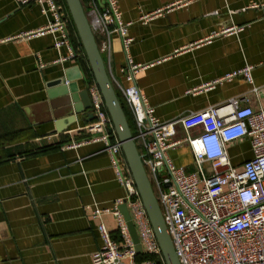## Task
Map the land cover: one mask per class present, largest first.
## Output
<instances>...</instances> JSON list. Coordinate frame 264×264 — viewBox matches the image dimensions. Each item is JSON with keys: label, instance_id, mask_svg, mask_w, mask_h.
Listing matches in <instances>:
<instances>
[{"label": "crops", "instance_id": "0c3cea01", "mask_svg": "<svg viewBox=\"0 0 264 264\" xmlns=\"http://www.w3.org/2000/svg\"><path fill=\"white\" fill-rule=\"evenodd\" d=\"M117 1L133 42L126 54L121 37L112 36L111 56H105L110 78L129 85L122 72L127 57L144 66L136 84L162 122L209 108L225 107L227 113L226 106L238 98L242 107L264 108V0ZM96 2L105 6V0ZM160 10L162 15L148 24L140 21ZM50 19L37 4L0 0V264H93V254L103 246L100 224L121 242L111 211L126 191L104 144L70 145L87 137L92 109L67 117L71 111L61 108L63 98L50 97L57 89L51 85L66 71L73 77L77 67L83 75L80 90L96 86L77 31L70 23L79 58L65 62L69 51L55 47L57 35L16 38ZM241 27V32L223 33ZM246 66L253 67L252 83L237 77L203 89ZM176 129L174 140H184V128ZM190 133L198 135L200 129ZM227 151L237 170L254 157L248 138L229 144ZM169 154L177 167L196 171L187 143ZM122 165L129 169L126 160ZM97 211H103L99 218Z\"/></svg>", "mask_w": 264, "mask_h": 264}, {"label": "built area", "instance_id": "2783aa9c", "mask_svg": "<svg viewBox=\"0 0 264 264\" xmlns=\"http://www.w3.org/2000/svg\"><path fill=\"white\" fill-rule=\"evenodd\" d=\"M20 6L31 3L41 7L44 15L51 17L42 28L26 32L17 39H31L45 35H57V49L65 46L69 56L61 62L76 60L68 26L70 15L64 0H16ZM85 7V6H84ZM95 30L96 40L103 56L112 53V36L121 37L126 54L133 42L128 29L131 24L122 21L117 0H105L100 8L96 0L85 7ZM172 7L167 8L170 10ZM164 10L145 14L140 18L148 24ZM223 33H238L243 27ZM144 66L133 63L127 57L122 69L128 86L113 82L125 100L134 123V140L153 191L159 202L164 222L172 239L180 264H264V108L254 111L242 107L241 99H233L222 108H209L189 114L173 122H162L136 84L137 74ZM253 67L227 74L203 86L213 89L234 78L243 77L253 82ZM194 93V92H193ZM92 112L96 119L85 127L87 137L72 141L70 145L102 142L115 171L116 179L126 191L123 201L117 203L111 213L115 217L121 242L115 241L104 224L99 225L103 246L92 256L93 264H157L163 257L148 214L136 188L130 170H125L122 145L114 129L102 95L97 86L89 90ZM177 125H181L186 137L174 140ZM200 129L198 135L191 130ZM248 138L253 158L244 163L242 170L233 167L227 146ZM187 143L193 151L196 171L187 173L177 167L170 151ZM210 166V170L206 166ZM126 203L143 247V254L155 259L138 261L135 242L128 223L119 207ZM103 211H97L99 218Z\"/></svg>", "mask_w": 264, "mask_h": 264}, {"label": "water", "instance_id": "95a60500", "mask_svg": "<svg viewBox=\"0 0 264 264\" xmlns=\"http://www.w3.org/2000/svg\"><path fill=\"white\" fill-rule=\"evenodd\" d=\"M65 1L87 55L96 86L102 95L107 111L112 119L114 129L122 145L128 168L148 214L165 262L166 264H180L172 239L164 222L159 202L147 176L142 161L143 156L140 154L135 143L126 113L110 78L104 56L96 40L95 30L89 22L85 7L81 0ZM76 71L78 73L73 77L70 76V71H66L65 78H61L51 85L57 89L50 93V97L63 98L61 108L71 111V114L67 117H73L75 114L92 109L89 90H80L78 85V81L83 78L80 67H77ZM90 117L91 120L96 119L94 114H90ZM119 209L128 223L138 254H143V247L126 203L120 205Z\"/></svg>", "mask_w": 264, "mask_h": 264}, {"label": "trees", "instance_id": "16d2710c", "mask_svg": "<svg viewBox=\"0 0 264 264\" xmlns=\"http://www.w3.org/2000/svg\"><path fill=\"white\" fill-rule=\"evenodd\" d=\"M64 1H65V0H64ZM81 1H82L83 5H84L85 0H81ZM65 4H66V8H67V10H68V12H69V9H68V6H67L66 1H65ZM69 15H70V23L72 24V26H73L74 29L76 30V27H75V25H74V22H73V19H72V17H71L70 12H69ZM76 31H77V30H76ZM77 33H78V32H77ZM78 36H79V35H78ZM79 38H80V37H79ZM80 42H81V39H80ZM81 48H82V51H83V53H84L85 58L87 59V55H86L85 50H84V48H83L82 42H81ZM87 62H88V59H87ZM89 67H90V64H89ZM90 74H91L92 79H93L94 82H95V78H94V76H93V73H92L91 68H90ZM95 83H96V82H95ZM115 89H116V87H115ZM116 91H117L118 97H119V99H120V101H121V104H122V106H123V108H124V111H125V113H126V116H127V119H128L129 125H130V128H131L132 134H134V123H133V119H132V116H131V112H130V110H129V107L127 106L125 100L123 99V97L121 96V94L119 93V91H118L117 89H116ZM54 148H56V147H55V146H52V147L46 148L45 150H50V149H54ZM150 259H155V258L150 257V256H147V255H145V254H141V255L138 256V261H139V262H142V261H145V260H150ZM156 261H157V264H166L164 257H162V258H160V259H157Z\"/></svg>", "mask_w": 264, "mask_h": 264}, {"label": "rangeland", "instance_id": "374dc122", "mask_svg": "<svg viewBox=\"0 0 264 264\" xmlns=\"http://www.w3.org/2000/svg\"><path fill=\"white\" fill-rule=\"evenodd\" d=\"M85 11L88 12V9H85ZM105 58H106V57L104 56V60H105ZM187 173H190V172H187Z\"/></svg>", "mask_w": 264, "mask_h": 264}]
</instances>
